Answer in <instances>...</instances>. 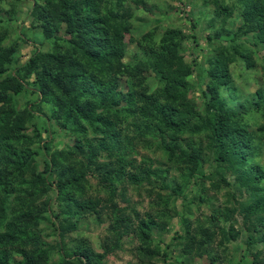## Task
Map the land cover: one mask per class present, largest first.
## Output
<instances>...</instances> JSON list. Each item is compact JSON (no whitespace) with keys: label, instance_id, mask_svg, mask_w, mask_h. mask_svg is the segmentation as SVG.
I'll return each mask as SVG.
<instances>
[{"label":"rangeland","instance_id":"1","mask_svg":"<svg viewBox=\"0 0 264 264\" xmlns=\"http://www.w3.org/2000/svg\"><path fill=\"white\" fill-rule=\"evenodd\" d=\"M82 1L79 0V2ZM121 1L124 3L123 7L131 10V32L126 37L129 49L126 57L127 63L143 56L140 53L139 42L145 35L151 34L155 41L161 43L163 34L168 30L180 29L186 39L181 46L182 50L179 55L184 57L185 63L192 69V75L189 77V99L196 105V111L214 121L211 108H209L212 96L208 92L207 86L212 81L209 73L218 57H227L230 60H228L226 70L229 82L221 88L222 97L220 98L227 102L232 109L234 108L235 111L242 114L241 104L233 103L234 99L247 102L251 95H255L260 105L264 106V44L255 41V38L260 35L257 31L249 34L240 28L244 17L241 15V8L238 7L239 0ZM81 7L85 9L86 6L81 5ZM0 8L1 45L4 49L11 48L12 50L7 60H3L5 62L2 63L3 71L1 70L0 80L12 77L23 81L22 85H24L21 91L10 88L5 95H0V107H5L4 110L7 112L11 110L33 112L32 119L26 124V132L31 137L35 130H38L42 139L32 148L34 153L31 162L36 172L27 178L34 179L38 174L47 178L49 173L46 171V166L53 165L52 160L64 163L76 161L80 169L83 168L80 171L85 173L88 162L87 155L90 154L92 146L96 148L99 141L95 140L100 139L102 135L96 133L94 127L84 119L79 121L85 132L72 130L70 122L62 123L60 120L54 119L53 114L57 113L58 107L61 108V106L43 98L39 85V75L42 73V69L39 67L32 71L31 75H26L27 63L33 56L53 51L45 35V30L35 23V18L39 17L41 10L35 6L34 0H1ZM262 29L264 30V28ZM64 30L65 26L63 25L62 31L56 34L62 35ZM233 47H243L244 50L249 51L251 53L250 64L242 62L234 56ZM149 77L151 78L150 81H147L148 94L155 92L158 88L155 75L151 73ZM118 83L122 92L127 93L130 87L126 79H119ZM89 96L92 95L87 93L82 95L76 104L84 112L88 111L86 102L93 104L100 99V104L103 103V96ZM52 99L56 98L52 97ZM126 101V99H122L121 105L127 107L128 102ZM117 109L115 108V110ZM99 113H101L100 110ZM125 113L130 114L129 111ZM3 116L5 117V114ZM106 116L114 123L118 118L122 119L120 125L116 124V126L123 137L133 141L134 146L125 140L122 141L120 146L122 148L114 150V157L101 156L99 158V168L102 167L101 170L104 169V173L98 170L89 171L85 179L83 178L82 185L86 191L84 198L88 200L100 199V205L107 204L108 210L102 217L103 222L100 221L102 225L99 226L97 222L95 223L94 217H87L78 221L74 226L71 222L72 219L65 213L74 211L75 207L66 204L64 200L61 201L57 181L51 179L52 184L34 186L33 196L27 197V201L33 199V203L28 204V208L26 207L25 187L16 184L12 192L6 195L9 202L13 203L9 204L12 207L6 208V217L0 218V236L7 233L8 223L20 225L16 221L20 209L23 211L32 210L38 214L37 216L34 214L35 220L41 217L40 223L37 227L26 232L23 230L22 234L40 235L49 245H56L49 257L48 264L57 263L61 255L68 257V254L77 251L78 248L89 249L96 259L102 255V264H165L157 259L143 262L139 257V249L144 244L133 234L122 238L121 243L119 242L120 246L116 244L114 236L108 229L111 227L109 217L112 215L109 209L117 208L119 210L126 209L133 215V218L137 216L146 222L155 220V224L152 222L150 224L153 247H156L155 243L159 241L170 243L176 233L182 235L184 218L186 224L193 230H199L204 234L209 233L215 236L218 242L221 241L218 235L222 234V229L229 230L233 226L234 233L237 234L236 238L229 241L224 240L222 248L217 247L216 249L219 253L225 251L231 264H239L244 260L248 248L246 243L250 235L252 237L262 236L264 230V209L262 207L252 211L251 215H248L249 218L245 219L244 216L247 215L248 208L252 209L256 205L264 203V179L259 185L257 184L258 186L243 182L248 175L254 172L258 171L259 174L264 172V139L261 140L259 135H256L261 131L262 117L248 120L249 125L246 129H240L242 132L236 131V129H224V141H220L222 148L234 146L235 137H231L230 134L235 135L236 132L244 137L248 148L247 163L241 166L218 161L217 153L211 147L213 145L212 130H205V132L201 130L198 134H192L190 130L196 126V123L193 121L188 123L186 128L190 130L181 135L176 143H178L180 153L188 156L195 154L193 150L195 147L198 148L196 156L201 157V163L197 174L200 173V177L198 176L200 179L197 185L191 183L184 188L179 196H175L172 195L170 189H164L163 186L165 183L169 187L170 184L173 186L183 184L188 170H193L191 163L186 160L187 158L180 160L178 155L171 157L154 143L141 145V137L126 130L127 118L116 112ZM242 123L244 124V122ZM131 147H134L132 151ZM122 156L129 158V165L122 177L125 178V183H116L107 191L99 180L109 173L108 166H119V158ZM133 163L135 168L131 166ZM143 170H148V174L150 173L152 185L146 183L136 187L135 183L127 181L134 174L143 177ZM44 188H50V190L45 192ZM187 192H194V194L188 199H184ZM13 210L18 211L15 217L12 216ZM63 220H66L65 226H72L73 229L66 232L61 238L60 228L63 225L61 223ZM246 225L250 227V230ZM164 228L165 231L162 233ZM177 242L180 244L183 241L181 239ZM58 243L60 244L57 245ZM18 245L17 248H23L21 244L18 243ZM258 246L264 250V244ZM104 247H107L108 251H105ZM171 251V255L174 257L179 254L176 249ZM178 261H181V264L205 263L202 260L185 261L181 257L178 258ZM24 262L25 257L11 246L0 247V264H22Z\"/></svg>","mask_w":264,"mask_h":264},{"label":"trees","instance_id":"2","mask_svg":"<svg viewBox=\"0 0 264 264\" xmlns=\"http://www.w3.org/2000/svg\"><path fill=\"white\" fill-rule=\"evenodd\" d=\"M34 1L35 6L41 10L39 17L35 18V23L45 30V35L53 51L33 56L27 63L26 75H31L32 71L39 67L42 69V73L39 75V85L43 98L61 106V108L58 107L57 113L53 114L54 119L60 120L62 123L70 122L72 130L82 132L84 128L79 120L84 119L102 137L95 140L99 141L96 148L92 146L90 154L87 155L88 162L85 173L80 171L83 168L80 169L76 161L64 163L52 160L53 165L46 166V171L49 173L47 178L41 174H38L34 179L27 178L36 172L31 162L34 153L32 148L42 140L41 133L35 130L34 135L30 137L26 132V124L32 119L33 112L30 113L28 110L7 112L4 110L5 107H0V218L4 219L6 208L12 207L9 205L12 201L9 202L6 195L12 192L16 184L25 187L27 207L28 204L33 203V199L27 201V197L33 196L34 186L52 184L50 182L52 179L57 181L61 201L64 200L66 204L75 207L74 211L65 213L72 219L71 222L74 226L78 221L87 217H94L93 221L101 226L100 221H102L105 211L108 210L107 204L100 205V199L88 200L84 198L86 191L82 181L89 171L98 170L104 173V169L99 168V158L101 156L114 157V150L122 148L120 147L122 141L125 140L134 146L133 141L123 137L117 128L122 119L118 118L114 123L106 116L109 113L116 112L127 118L126 130L140 136L141 145L154 143L171 157L178 155L180 160L187 158L186 160L191 163L193 170H188L182 185L178 186L173 182L176 186L170 184L169 187L166 183L163 186L164 189H170L172 195L175 196H179L187 185L191 183L197 185L200 179V173L197 174L201 163V157L196 156L198 148H194L195 154L188 156L180 153L178 143H176L181 135L188 133L190 129L187 130L186 126L191 121L195 122L196 126L191 128L190 133L198 134L201 130L202 132L212 130L213 145L211 147L217 153L218 161H225L235 166L247 163L248 148L244 137L236 132L235 135L230 134L231 137H235L234 146L222 148L220 141H224V129H236V131L242 132L249 125L248 120L262 117V128L256 135H259V139H264V106L260 105L255 95H251L247 102L234 99L233 103L241 104L243 114L232 109L227 102L220 98L222 97L221 88L229 82L226 76L229 60L227 57H218L209 73L212 81L209 82L207 90L212 96L209 108L213 114V121L196 111V105L189 99V77L192 75V69L185 63L184 57L179 55L182 50L181 46L186 39L182 30H168L163 34L160 44L155 41L153 35H145L139 42L140 53L143 56L127 63L126 57L129 49L126 37L131 32V10L123 7L124 3L121 0ZM203 1L207 2V0ZM239 3L238 7L241 8V15L244 17L240 28L249 34L257 31L260 35L255 38V41L264 44V30L262 29L264 28V0H239ZM81 5L88 8L83 9ZM63 25L65 26L63 34H56L62 31ZM232 50L234 56L238 57L240 61L250 64L251 53L249 51L244 50L243 47H233ZM11 53V48H2L0 41V78L3 69L2 63L4 64ZM3 60L5 61L3 62ZM151 73L156 77L158 88L155 92L148 94L147 81H150ZM123 78L126 79L130 87L127 93H123L119 87L118 81ZM22 82L12 77L0 80V95H5L10 88L21 91L24 87ZM86 93L92 95L89 97L103 96V103L100 104V99L93 104L86 102L88 111L80 110L76 104L80 101L79 98ZM52 97L56 99H52ZM122 99L127 100V107L121 105ZM115 108L118 109L115 110ZM207 110L209 111V109ZM126 111H129L130 114H126ZM240 115H242L241 119H239ZM199 146L201 147V145ZM133 149L134 147H131V151ZM119 159V166H108L109 173L99 180L107 191L116 183H125V178L122 177L129 165V158L122 156ZM131 166L135 168L134 163ZM257 172L248 175L246 180H243L244 184L258 186L264 179V172L263 174ZM143 173V177L134 174L127 181L135 183L136 187L146 183L152 185L148 170H143ZM50 188H44V191L47 192ZM192 194L194 192H187L184 199H188ZM261 207L264 209V203H260L252 209L248 208L247 215H244L245 219L249 218L248 215H251L252 211ZM109 210L112 215L109 217L111 227L108 231L114 236L116 244L120 246L122 238L133 234L144 244L139 249V257L143 262L157 259L165 264H181V261H178V258L181 257L185 261L202 260L205 262L204 264H231L228 254L225 251L219 253L216 248H222L224 240L229 241L236 238L237 234L234 233L233 226L229 230L222 229V234L218 235L221 241L218 242L215 236L209 233L204 234L199 230H193L186 224L184 218L182 235L176 233L170 243L159 241L155 243L156 247H153L150 224L151 222L152 224L156 223L154 219L146 222L137 216L133 218V215L126 209ZM12 212L13 217L18 213L14 210ZM34 214L38 215L32 210L23 211L20 209L16 217V221L20 225L7 224V233L0 236V247L11 246L17 250L25 257V262L22 264H48L49 257L56 245H49L40 235L22 234L23 230L26 232L37 227L40 223L41 217L35 220ZM65 221L61 222L63 224V227L60 228L61 238L66 232L73 229L72 226H65ZM246 227L250 230L249 226L246 225ZM164 231L165 228L162 233ZM262 232V236L259 237L250 235L246 243L248 247L246 255L239 264H264V250L258 246L264 244V230ZM181 239L183 242L178 244L177 241ZM18 243L23 246V248L18 247L20 251L17 248ZM161 244H165L164 247ZM176 246L179 248L177 249ZM104 248L105 251H108L107 247ZM172 249L179 251L177 257L171 255ZM67 256L61 255L60 260L55 264H102L103 259L102 255L96 259L93 253H90V250L86 248H78L77 251H73Z\"/></svg>","mask_w":264,"mask_h":264}]
</instances>
